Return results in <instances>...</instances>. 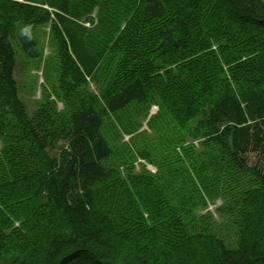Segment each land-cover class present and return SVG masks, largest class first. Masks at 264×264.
I'll return each mask as SVG.
<instances>
[{
	"label": "trees",
	"instance_id": "trees-1",
	"mask_svg": "<svg viewBox=\"0 0 264 264\" xmlns=\"http://www.w3.org/2000/svg\"><path fill=\"white\" fill-rule=\"evenodd\" d=\"M50 23L64 107L30 115L11 39L38 59ZM110 116L135 141L117 163ZM204 191L235 247L192 224ZM206 262L264 264V0H0V264Z\"/></svg>",
	"mask_w": 264,
	"mask_h": 264
},
{
	"label": "rangeland",
	"instance_id": "rangeland-1",
	"mask_svg": "<svg viewBox=\"0 0 264 264\" xmlns=\"http://www.w3.org/2000/svg\"><path fill=\"white\" fill-rule=\"evenodd\" d=\"M80 23L86 28H91L94 26L88 21L83 22L81 20ZM52 29L53 25L50 23L37 27L33 32L34 36L37 38L39 47L41 48V55L38 59L29 58L24 54L20 47L17 33L11 39V44L15 52V67L13 76L17 84L18 96L24 103L27 112L30 115H32L35 109L39 107L40 102L44 101L45 96H48L50 99L56 102V107L58 110H63L64 107V102L58 97L60 86L58 80L59 74L56 67L58 50L57 44H55V42L52 40ZM61 31L63 32V36H66L65 38L70 44V38L68 35L71 34H67V32L64 30ZM212 49L215 50L216 46L213 45ZM69 50L72 56H74L71 47H69ZM86 80L89 81V77H86ZM89 83L90 90L98 95V90L94 84L92 82ZM157 111V105H152L149 108L148 116L145 120L141 121L142 127L139 130H149L146 122L149 117L155 114ZM109 119L114 124V127L112 129L110 127H106V131L107 134H111V139H115L114 141H111V145L114 149V158H112L111 163H117L119 159L126 157V152H132V154L135 152V141L132 140L131 134L125 133L122 130L121 124H119L118 121H116L112 116H110ZM138 119L141 120L142 115H140ZM148 133L152 135L151 132L148 131ZM191 143H193L196 147L198 146L196 140H193ZM125 144L131 146V148L128 151L125 150L122 152L121 149ZM129 159L130 160L128 161L127 165L128 167L130 166L138 169L140 165H144L149 172L153 174L156 172V168L141 157L137 156L134 159ZM199 160H201L199 165L209 166L211 164L208 163L212 160V158L202 157V159L199 158ZM249 161L250 163H254L255 156L251 155ZM186 165L190 167L189 163H186ZM117 167L119 171L124 169L121 164ZM205 170L208 169L206 168ZM190 171L192 172L193 168H191ZM203 175L205 176L204 173ZM207 178L208 176L206 175L205 182H207ZM202 196L204 197V203L202 202L200 206L197 207L198 209L196 208V210H194L192 224H195L196 228L205 227L202 230L212 232L214 237L221 238L228 247H235L239 239V229L237 227L239 216L236 209L234 208L235 206L231 204L233 201L227 200V197L225 198L219 194L214 196L213 194L205 193L202 194ZM9 257L10 255H8L7 258ZM212 258V255H209L207 259L212 261Z\"/></svg>",
	"mask_w": 264,
	"mask_h": 264
}]
</instances>
